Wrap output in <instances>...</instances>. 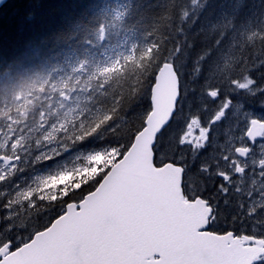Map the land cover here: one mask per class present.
<instances>
[{
  "label": "snow or ice",
  "instance_id": "snow-or-ice-1",
  "mask_svg": "<svg viewBox=\"0 0 264 264\" xmlns=\"http://www.w3.org/2000/svg\"><path fill=\"white\" fill-rule=\"evenodd\" d=\"M197 2L166 0L145 43L66 77H0V264H264V57L235 23L193 57ZM248 39L264 50V20Z\"/></svg>",
  "mask_w": 264,
  "mask_h": 264
},
{
  "label": "trees",
  "instance_id": "trees-1",
  "mask_svg": "<svg viewBox=\"0 0 264 264\" xmlns=\"http://www.w3.org/2000/svg\"><path fill=\"white\" fill-rule=\"evenodd\" d=\"M223 2L225 0H198L191 6L193 16L199 14V20L189 31V40L194 45L193 57L205 42H210L230 24L235 23L239 31L244 21L258 27L264 20L261 0H242L233 10V16L229 17L223 9L224 4L219 8ZM165 5L166 0H121V12L126 15L116 20L110 12L111 0H6L0 6V77L11 76L15 83L21 84L81 60L92 64L106 61L108 57L115 58L119 47L126 51L133 43L146 42L144 33L148 30L147 25L154 15L164 11ZM216 12H219L217 20L219 16L222 20L219 19V25L212 28L208 21ZM100 23L114 25L108 28L104 42L95 39ZM200 27H203V32L196 35ZM241 40L240 43L248 44ZM251 48L250 45L245 54L250 53ZM222 49L219 52L221 59L225 55ZM236 50L240 52L239 48ZM90 94L82 93L81 96ZM8 98V89H0V103ZM88 103L81 100L82 106ZM90 146V143L76 146L64 156L72 157L79 149ZM55 163L49 162L48 167ZM38 168L45 169L44 166Z\"/></svg>",
  "mask_w": 264,
  "mask_h": 264
},
{
  "label": "rangeland",
  "instance_id": "rangeland-1",
  "mask_svg": "<svg viewBox=\"0 0 264 264\" xmlns=\"http://www.w3.org/2000/svg\"><path fill=\"white\" fill-rule=\"evenodd\" d=\"M111 1L113 2V6L110 7V12L113 13L114 18H115L116 17V13L121 12V0H111ZM241 1L242 0H225V2H223L222 4L219 5V8L221 9L222 6H223V4H224L223 9H224L225 13L227 14V17L233 16V14H234V11L233 10L235 8H237V6L239 5V3ZM263 7H264V3H263ZM218 14H219V12H216L214 16H212L211 18H209L208 24H209L210 27L214 28L217 25H219V23H218L219 22V19L220 20H222V19L219 16L218 17L219 19L217 20ZM256 24H257V21H256ZM255 28H256L255 23H251L250 21H247L245 23V21H244V23H242L240 25L239 31L243 33V34H241V38H243L245 40H241V39L240 40L243 41V42L246 41L249 45L253 46L256 43V41L255 40H249L248 37L252 34V32L255 30ZM245 33H247V34H245ZM231 35L232 34H229V36H231ZM227 47H229V48L231 47L230 46V42L228 40L225 41V46L223 47L222 50L223 51L225 50V52H226L227 49H228ZM256 49H258V48L257 47H254L253 50L255 51ZM253 50H252V52L250 50V53H253L254 52ZM122 51H124V49L122 50L121 47H119L117 49V53L122 52ZM225 54H227V53H225ZM102 62H105V61H102V60H99L98 61V63H102ZM221 62L222 63L224 62V56H223V59H221ZM77 64L78 63H74V64H72V65H70L68 67H60V68H57V69L50 70L49 72H47L45 74V76H43V77L42 76H37V77H35L33 79H36V78H45V77H48L49 74H51V78L53 80H56V79H58L60 77H66L67 75L71 74L72 67L75 66V65H77ZM92 64L94 65L96 63H92ZM71 158L72 157H68V155H67V156H64L63 158L61 157L60 158V161L61 162H64V161L69 162V160ZM44 170L45 169H43V168H37L34 171H37L38 172V171H44Z\"/></svg>",
  "mask_w": 264,
  "mask_h": 264
},
{
  "label": "water",
  "instance_id": "water-1",
  "mask_svg": "<svg viewBox=\"0 0 264 264\" xmlns=\"http://www.w3.org/2000/svg\"><path fill=\"white\" fill-rule=\"evenodd\" d=\"M5 1L6 0H0V6ZM171 94V85L169 81L165 77H162L161 83L156 90L157 110L153 114L150 129H154L159 125L160 122H162L166 118L167 112L171 107Z\"/></svg>",
  "mask_w": 264,
  "mask_h": 264
},
{
  "label": "flooded vegetation",
  "instance_id": "flooded-vegetation-1",
  "mask_svg": "<svg viewBox=\"0 0 264 264\" xmlns=\"http://www.w3.org/2000/svg\"><path fill=\"white\" fill-rule=\"evenodd\" d=\"M230 42V41H229ZM259 46V47H258ZM254 47H257L258 49H256L255 51L253 50L254 49ZM228 49H227V51L225 52V53H227V54H225L224 55V62H227V63H229V64H231V63H233L234 61H235V59L238 57V56H240L241 54H240V52L239 51H237L236 50V48H233V50H232V48L230 47H227ZM252 50L254 51L253 53L255 54V55H261L262 57H264V50H262L261 49V45H260V43L258 42V41H256V43L252 46V48H251V52H252ZM248 54V52H246V55ZM249 63H252V61L250 60L249 61Z\"/></svg>",
  "mask_w": 264,
  "mask_h": 264
},
{
  "label": "bare ground",
  "instance_id": "bare-ground-1",
  "mask_svg": "<svg viewBox=\"0 0 264 264\" xmlns=\"http://www.w3.org/2000/svg\"><path fill=\"white\" fill-rule=\"evenodd\" d=\"M226 56V55H225ZM225 60V59H224Z\"/></svg>",
  "mask_w": 264,
  "mask_h": 264
}]
</instances>
